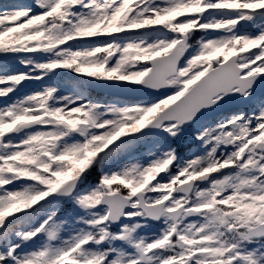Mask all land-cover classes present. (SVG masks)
<instances>
[{
	"label": "snow or ice",
	"instance_id": "snow-or-ice-1",
	"mask_svg": "<svg viewBox=\"0 0 264 264\" xmlns=\"http://www.w3.org/2000/svg\"><path fill=\"white\" fill-rule=\"evenodd\" d=\"M0 264H264V0H0Z\"/></svg>",
	"mask_w": 264,
	"mask_h": 264
},
{
	"label": "rangeland",
	"instance_id": "rangeland-1",
	"mask_svg": "<svg viewBox=\"0 0 264 264\" xmlns=\"http://www.w3.org/2000/svg\"><path fill=\"white\" fill-rule=\"evenodd\" d=\"M180 150L182 151V152H185V151H187V143L185 142V144L184 145H181V148H180Z\"/></svg>",
	"mask_w": 264,
	"mask_h": 264
}]
</instances>
